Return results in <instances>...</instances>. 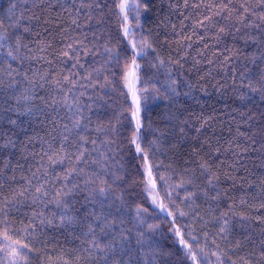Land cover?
Wrapping results in <instances>:
<instances>
[{"label": "snow or ice", "instance_id": "1", "mask_svg": "<svg viewBox=\"0 0 264 264\" xmlns=\"http://www.w3.org/2000/svg\"><path fill=\"white\" fill-rule=\"evenodd\" d=\"M110 2L13 0L0 17V150L22 147L24 159L33 162L20 186L12 185L14 195L0 196V227L4 230L0 264H19L34 246L29 238L41 242L37 234L48 229L72 233L79 241L77 253L95 264H210L209 251L216 264H264V237L255 242L257 251L251 235L241 233L252 251L240 255L245 242L233 238L236 214L223 200L230 192L220 191L221 173L213 170L207 156L190 158L179 171L169 165V175H160L164 169L153 162L151 153L163 135L145 144L142 114L150 100L179 96L177 81L165 70L167 83L154 74L148 82H141L138 58L155 48L141 37L129 40L130 55L117 51L112 37L105 35ZM173 2L182 23L192 18L193 31L201 40L210 37L214 47L223 43L217 50L233 87H238L239 99L252 101L257 94L264 103V0H253L257 7L249 0ZM114 6L122 14L123 34L128 37L132 34L128 12L136 13L138 24L140 4L121 0ZM57 8L71 18L68 29L58 25L64 39H41L37 33L33 40L37 27L33 22L41 19L37 11ZM225 37H232L231 46L224 43ZM154 59L150 67L164 70L165 62ZM239 115L252 119L247 111ZM5 124L7 130L2 127ZM25 124L35 125L34 135L18 146L17 129L26 132ZM180 132L185 134L184 127ZM240 135L249 138L246 133ZM126 144L134 145L142 161L138 167L142 169V194L151 211L162 214L166 227L152 222L149 208L137 203L125 188L128 173L121 157ZM249 149L264 150V143L257 147L253 140L244 146L245 152ZM208 150L209 155L219 153L210 143ZM229 150L235 153L231 145ZM5 167L10 169V162ZM229 179L231 171L225 182ZM8 182L0 170V192ZM222 202L227 211H220ZM201 205L207 209L203 213ZM27 210L31 216L19 230L24 240H10L12 225L7 217ZM239 220L243 225L246 218ZM164 236L171 243L162 244L158 238Z\"/></svg>", "mask_w": 264, "mask_h": 264}, {"label": "trees", "instance_id": "2", "mask_svg": "<svg viewBox=\"0 0 264 264\" xmlns=\"http://www.w3.org/2000/svg\"><path fill=\"white\" fill-rule=\"evenodd\" d=\"M142 9L139 22L134 20L132 23V40L139 41L141 37L152 42L155 51L148 50L144 58H138L141 65V82H148L153 78V74L160 81L167 83V72L170 70L173 79H176L179 96L171 100L161 96L160 100L149 101L144 116L145 129L143 135L144 143H150L156 136L163 135V139L157 143L156 150L151 153L155 164L163 167L164 171L160 175H169L167 171L169 165L177 171L181 170L186 162L195 159L197 156L205 157L211 161L214 171L221 173V192H230L229 196L223 198L230 205L236 218L233 219L235 232L234 239L245 242L241 256L252 251L247 247V242L241 233L251 235L253 247L258 251V243L264 237V150L244 151V146L251 145L256 141L257 147L264 143V103L257 94H253L252 101H241L239 99L238 87H233V81L227 75V69L221 64L222 56L217 49L223 48V43L213 46L212 39L201 40L194 33L192 18L184 20L177 14V4L173 0H137ZM13 0H0V17H3L10 7ZM121 0H111L109 8L106 10V36L112 37V44L117 51L123 50L131 54L128 37L123 34L125 21L119 9L114 5ZM182 4V0H178ZM240 2V0H234ZM252 7L258 5L249 0ZM192 10L190 9L189 12ZM41 17L33 33V40H36L37 33L41 39H48L59 42L64 39L65 33L58 30V25H63L68 29L70 17L67 13L57 9H47L44 12L37 11ZM45 29H48L46 32ZM199 30H196L198 33ZM38 43V41H36ZM224 43L232 45V37H225ZM250 54V53H249ZM165 62V69L157 72L150 67L156 59ZM92 57L88 58L90 62ZM243 61V57H241ZM179 61V63H177ZM147 74V75H145ZM188 93V95H184ZM130 102V101H129ZM110 111V110H109ZM247 111L252 119L244 120L239 113ZM27 118L21 117L22 121ZM95 119V117H94ZM127 123V122H126ZM7 130L8 125L2 126ZM27 131L17 129V144L21 145L27 140L28 136L34 135L35 125L25 124ZM180 127H184L185 134H181ZM239 128V131L237 129ZM197 129H200L197 132ZM246 133L247 137L240 133ZM43 135V132H40ZM127 135H131L128 131ZM211 144L213 150L218 149L219 153L213 151L209 155L208 145ZM229 145L235 149V153L229 150ZM124 153L121 157L128 173L125 188L132 193V198L137 203L148 207L152 222L160 223L162 227L167 226L162 214L151 211V205L145 200L140 185V172L138 167L142 161L135 153L134 145L126 144ZM31 149H29L30 151ZM24 149L0 150V170L5 171L8 176L6 184L0 192V196L9 197L14 195L12 185L20 186V181L27 168L33 163L31 160L24 159ZM10 162L11 168H6L5 163ZM22 166V167H18ZM231 171L232 179L225 182V176ZM164 190H160L163 197ZM206 206L201 205L200 211L205 212ZM220 211H227V207L222 202ZM31 211L23 213L14 212L7 217L12 228L9 231L10 240L23 241L25 234L19 230L25 227L24 220L30 218ZM245 217L242 225L239 217ZM159 217V218H157ZM231 219V218H230ZM3 228L0 227V239H2ZM212 233L216 232L211 228ZM15 232V234H13ZM41 242H37L36 237H30L33 247L31 253L22 257L19 264H64L68 259V264H95V261L80 256L76 247L79 241L72 233L62 232L58 229H48L43 235L37 234ZM162 244L171 243L166 236L158 238ZM0 247H3L0 244ZM209 247L212 250L211 245ZM227 247H231L228 245ZM225 246L221 245V251ZM26 251V250H25ZM210 264H216V258L208 253ZM2 259V257H0ZM235 259V257H233ZM7 264V261H4Z\"/></svg>", "mask_w": 264, "mask_h": 264}, {"label": "rangeland", "instance_id": "3", "mask_svg": "<svg viewBox=\"0 0 264 264\" xmlns=\"http://www.w3.org/2000/svg\"><path fill=\"white\" fill-rule=\"evenodd\" d=\"M128 2L131 4V3H138L137 0H128ZM142 14V9L139 8V16H141ZM136 13L133 12V11H129L128 12V21H127V26L131 29L132 31V34H133V27H132V23L133 21L135 20L134 17H135ZM132 34L130 36H128V39L129 40H132Z\"/></svg>", "mask_w": 264, "mask_h": 264}]
</instances>
